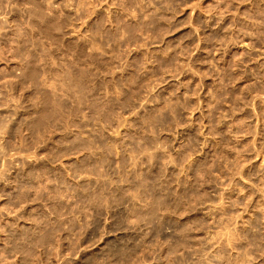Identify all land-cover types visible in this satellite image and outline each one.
<instances>
[{
  "label": "rangeland",
  "instance_id": "1",
  "mask_svg": "<svg viewBox=\"0 0 264 264\" xmlns=\"http://www.w3.org/2000/svg\"><path fill=\"white\" fill-rule=\"evenodd\" d=\"M0 264H264V0H0Z\"/></svg>",
  "mask_w": 264,
  "mask_h": 264
}]
</instances>
